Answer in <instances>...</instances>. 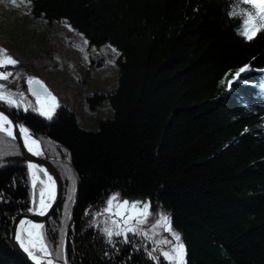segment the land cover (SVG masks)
Listing matches in <instances>:
<instances>
[{
	"label": "trees",
	"instance_id": "trees-1",
	"mask_svg": "<svg viewBox=\"0 0 264 264\" xmlns=\"http://www.w3.org/2000/svg\"><path fill=\"white\" fill-rule=\"evenodd\" d=\"M32 10L71 19L97 45L127 50L132 72L114 117L95 130L83 128L67 106L51 120L8 107L63 176V200L45 226L54 242L66 229L69 264H153L139 238L113 248L90 226L93 215L85 213L98 211L117 192L149 200L154 211L171 216L188 264H264V72L248 73L232 90L225 81L220 91L231 68L220 59L204 66V57H196L208 43L239 57L240 67L264 69V33L245 42L237 34L239 21L226 15L228 0H32ZM8 69L30 75L21 62ZM198 90L216 95L209 110L192 116L186 105ZM223 111L262 120L219 145L207 137L166 147L183 113L206 119ZM14 145L0 139L6 160L0 167V264H28L11 243L14 217L31 206L28 161Z\"/></svg>",
	"mask_w": 264,
	"mask_h": 264
},
{
	"label": "rangeland",
	"instance_id": "rangeland-1",
	"mask_svg": "<svg viewBox=\"0 0 264 264\" xmlns=\"http://www.w3.org/2000/svg\"><path fill=\"white\" fill-rule=\"evenodd\" d=\"M29 7L30 15L27 14ZM66 25H70L72 30ZM84 39L88 41L87 45H84ZM108 45L111 44L97 45L92 42L69 18L48 17L44 12L37 14L32 10V4L29 6L20 0H17L16 6L10 0H0V48L7 49L9 54L21 62L30 76L40 78L57 97L60 107L71 109L82 127L88 130H95L102 121L114 117L118 95L132 75L126 63L128 51L115 47L121 54L117 56ZM80 48L84 51L81 52ZM84 55H87V60ZM198 56L204 57V66H213L220 59L231 68L229 73L234 74L240 68L239 57L208 43L198 51ZM0 70L12 71L8 68ZM137 71L140 73L136 69L133 76L137 75ZM19 74L18 77L14 75L10 78L13 80L10 89L13 92H24L25 102L35 105V97L27 91L28 75ZM227 79H232V75H228ZM225 86L226 82L220 84L218 90L223 91ZM215 95V92L210 95L198 90L195 99L186 105L191 109L187 113L196 116L209 110L210 99ZM261 120L253 114L239 117L226 111L220 116L210 115L206 119L188 118L183 113L172 128L166 147L176 149L207 137L214 138L219 145L236 131L250 129ZM100 219L96 217V222L99 223ZM153 223V218L149 217L148 224L143 227L147 230ZM157 231L159 236L156 239L170 238L162 228Z\"/></svg>",
	"mask_w": 264,
	"mask_h": 264
},
{
	"label": "snow or ice",
	"instance_id": "snow-or-ice-1",
	"mask_svg": "<svg viewBox=\"0 0 264 264\" xmlns=\"http://www.w3.org/2000/svg\"><path fill=\"white\" fill-rule=\"evenodd\" d=\"M20 2L29 6L32 4V0H20ZM10 3L16 6L17 0H10ZM27 14H31L30 7ZM226 15L239 21L237 34L245 42H251L264 33V0H228ZM66 26L72 30L70 25ZM87 44L88 41L84 39V45ZM108 47L117 56L121 55L115 47L111 45ZM79 50L84 51L83 48ZM84 59H88L87 55H84ZM18 63L19 61L9 54L7 49L0 48V69H7L9 66L15 68ZM110 63L115 62L110 61ZM253 71L264 72V69H256L251 64H245L235 70L234 74L231 72L226 74L221 84L227 81V88L232 90L234 84L245 83L247 74ZM19 75V73L16 74L17 77ZM228 75H232L231 80L227 79ZM13 77L12 71L0 70V105L21 109L25 112L34 111L48 120L53 119L60 105L57 97L45 83L39 78L27 76V91L35 97V105H33L25 102L24 92H13L9 88V85L13 83L10 78ZM17 127L26 151L36 157L42 156L44 153L41 149V142L34 137V134L23 125H14L13 121L0 111V139L15 141L17 137L14 129ZM14 148H18V145H14ZM16 154L20 153L16 152ZM4 166H6V160L0 155V167ZM26 167L31 187V206L28 212L34 216H47L53 204L56 203L57 181L43 165L29 161ZM4 199V194L0 191V202ZM68 199L71 201L72 196L70 195ZM65 210L66 219L70 220L67 205H65ZM85 215H93L90 226L96 228L105 237V242L113 248L117 243L135 245L139 238L141 246L153 264H161V260L164 264H188V250L182 240V235L174 229L171 216L159 210L154 211L151 201L130 200L122 197L119 192L112 193L103 207L94 213L86 212ZM96 217L101 218L99 223L96 222ZM149 217L153 218L154 223L146 230L143 226L148 224ZM160 228L167 232L170 238L156 239L159 236L157 229ZM59 232V241L54 242L44 223H38L25 217L18 221L13 240L28 255L33 264H57L61 260L63 264H69L65 251L66 229L62 227ZM54 243L55 247H53Z\"/></svg>",
	"mask_w": 264,
	"mask_h": 264
},
{
	"label": "water",
	"instance_id": "water-1",
	"mask_svg": "<svg viewBox=\"0 0 264 264\" xmlns=\"http://www.w3.org/2000/svg\"><path fill=\"white\" fill-rule=\"evenodd\" d=\"M36 78H38V77H36ZM27 88H28V85H27ZM0 111L4 112L13 121L14 125H23V126H25L23 121L13 111H11L7 106L0 105ZM14 130H15V134H16V137H17V139L15 141L18 143V145L20 147V150L23 153V155L26 158V160L28 162L29 161L34 162V163H36L38 165H43L49 171V173L54 177V179H56V181H57V199H56V203L53 204V208L49 211V214L47 216H44V217L34 216V215L30 214L28 211H26V212H22V213L16 215L14 217V220H13V223H12V229H11V243H12V246L17 251V253L22 258L25 259V261L28 264H33V262L30 260L28 255L13 240V235L15 233V230H16V227H17V223H18V221L20 219L27 217L28 219H31V220H33L35 222L46 224L48 219L50 218V216L57 210V208L60 206V204H61V202L63 200V196H64V180H63V176H62L60 170L58 169V167L53 163V161L43 151L42 152L44 154L42 156H39V157L33 156L30 153H28L26 151V149L23 147V140L21 138V133L19 132L18 127L15 128ZM30 132H32V131H30ZM34 137L37 138V136L35 134H34ZM57 264H63V261H58Z\"/></svg>",
	"mask_w": 264,
	"mask_h": 264
},
{
	"label": "bare ground",
	"instance_id": "bare-ground-1",
	"mask_svg": "<svg viewBox=\"0 0 264 264\" xmlns=\"http://www.w3.org/2000/svg\"><path fill=\"white\" fill-rule=\"evenodd\" d=\"M42 149V148H41Z\"/></svg>",
	"mask_w": 264,
	"mask_h": 264
}]
</instances>
